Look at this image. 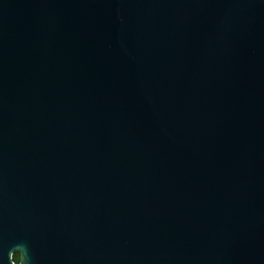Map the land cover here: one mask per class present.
<instances>
[{
  "label": "water",
  "instance_id": "obj_1",
  "mask_svg": "<svg viewBox=\"0 0 264 264\" xmlns=\"http://www.w3.org/2000/svg\"><path fill=\"white\" fill-rule=\"evenodd\" d=\"M264 264V0H0V264Z\"/></svg>",
  "mask_w": 264,
  "mask_h": 264
},
{
  "label": "flooded vegetation",
  "instance_id": "obj_2",
  "mask_svg": "<svg viewBox=\"0 0 264 264\" xmlns=\"http://www.w3.org/2000/svg\"><path fill=\"white\" fill-rule=\"evenodd\" d=\"M12 259H13V262H14L15 264H18L19 253H18L17 251H14V252L12 253Z\"/></svg>",
  "mask_w": 264,
  "mask_h": 264
}]
</instances>
